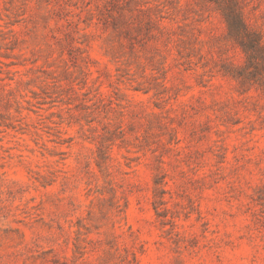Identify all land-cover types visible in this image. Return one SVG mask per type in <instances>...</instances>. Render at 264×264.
<instances>
[{
  "label": "rangeland",
  "instance_id": "374dc122",
  "mask_svg": "<svg viewBox=\"0 0 264 264\" xmlns=\"http://www.w3.org/2000/svg\"><path fill=\"white\" fill-rule=\"evenodd\" d=\"M0 264H264V0H0Z\"/></svg>",
  "mask_w": 264,
  "mask_h": 264
}]
</instances>
